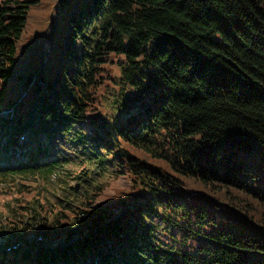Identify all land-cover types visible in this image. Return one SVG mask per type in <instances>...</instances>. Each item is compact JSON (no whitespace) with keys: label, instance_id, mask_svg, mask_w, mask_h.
<instances>
[{"label":"trees","instance_id":"1","mask_svg":"<svg viewBox=\"0 0 264 264\" xmlns=\"http://www.w3.org/2000/svg\"><path fill=\"white\" fill-rule=\"evenodd\" d=\"M29 125L104 177L0 204V264H264V0H0V154Z\"/></svg>","mask_w":264,"mask_h":264},{"label":"rangeland","instance_id":"2","mask_svg":"<svg viewBox=\"0 0 264 264\" xmlns=\"http://www.w3.org/2000/svg\"><path fill=\"white\" fill-rule=\"evenodd\" d=\"M100 106L101 107L99 108L93 107L91 111H95L97 109L99 112L102 113L104 110H106V104L104 102L101 103ZM8 108H10V106ZM11 108L9 109L10 111H11ZM31 126H30L31 130L39 131V132H33L32 135L41 136L40 134L42 133L41 131L45 132L44 130L34 128L33 125ZM41 137L44 143L47 142L48 145L46 149H41L40 153L37 152L35 156L51 155L55 153L54 151L58 150V151L67 152V158L62 161H59V164H56V163L54 164L53 168L50 171V174L45 176V182L43 184H41L35 177L31 178L34 181L20 180L19 182H21L23 186H21L20 184H11L9 182L0 181V204H2L5 201H11L15 204H22L23 199H28L30 194L34 193V189H32L33 183L35 184V188L38 191L42 192L46 202H49V198L50 199L54 198V200H57L56 194L65 195L67 199H72V195L70 194L71 192L79 193L83 190L84 192L87 193L88 190L90 189L93 190L95 188V183L97 181H100L104 177L103 174L99 173V170L87 169V171L89 172L88 181H81L79 179H67L66 178L67 168H70L71 170L76 171L77 169H79L81 165L83 164L91 165V163L87 162L83 154L78 155L76 151H72L71 149L67 148L65 145H61V143H59L56 139H48L46 132L44 133V137L43 136ZM125 146L133 154L139 157L146 158L147 160L150 159L147 154L142 153L139 150H136L128 145H125ZM14 149L16 151H13ZM3 150H4L3 147H1L0 151H3ZM26 156H27L26 152L21 153L16 147H14L13 149L9 151L7 150L4 152V154L2 153L0 155V163L8 159H13L12 161H15L16 159H26ZM49 162L51 161H45L42 164L46 163L45 165H47V164H50ZM28 164H30L32 167H36V164L33 162L28 163ZM13 168L14 166L0 168V172L3 173L6 171H12ZM13 175H14L15 180L17 178L19 179L21 178V176L17 173ZM106 180H107L108 185L105 187V190L108 192H111V195L116 194V192H122V191L124 192L125 190L122 189L124 187L123 185L124 183L127 182L129 185L130 182H134V180H132L130 176L127 175L125 172H121V174H119L118 176L113 175ZM68 183L71 185V188L67 187ZM28 190H31V191L28 192ZM16 191L17 192L20 191L21 192L20 195H17ZM26 215L27 214L22 210L16 211L15 213H9V212L4 211L0 219L3 220L4 217L6 218L10 217V218H13L14 220L17 218L19 220V219H23ZM3 225H8V223L3 224Z\"/></svg>","mask_w":264,"mask_h":264},{"label":"bare ground","instance_id":"3","mask_svg":"<svg viewBox=\"0 0 264 264\" xmlns=\"http://www.w3.org/2000/svg\"><path fill=\"white\" fill-rule=\"evenodd\" d=\"M5 139L0 137V149L4 145ZM28 144H30L33 148L35 146H38L39 149H46L47 148V142L44 143L42 137L40 135H30L26 134L23 136L21 140H15L13 143V146H15L21 153L22 152H28V148L26 147ZM55 153L51 155H38L34 157V163L36 165L42 164L45 161H62L67 158V152L65 151H54ZM13 159H8L6 161H3L0 163V168L8 167V166H14L18 165L20 163H30L33 160H31L28 156H26V159H16L15 161H12Z\"/></svg>","mask_w":264,"mask_h":264}]
</instances>
